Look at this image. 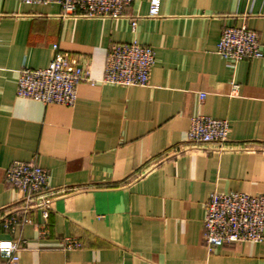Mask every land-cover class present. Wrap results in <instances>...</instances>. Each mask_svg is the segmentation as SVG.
Returning a JSON list of instances; mask_svg holds the SVG:
<instances>
[{
  "label": "crops",
  "instance_id": "0c3cea01",
  "mask_svg": "<svg viewBox=\"0 0 264 264\" xmlns=\"http://www.w3.org/2000/svg\"><path fill=\"white\" fill-rule=\"evenodd\" d=\"M149 4L89 19L0 0V241L19 245L18 264H264V241L208 252L203 239L214 191L264 195V48L235 66L216 52L242 23L264 43V0H159L157 17ZM133 40L155 53L147 87L82 83L73 107L16 96L18 72L46 68L53 45L99 80L110 47ZM196 115L229 122L224 150L186 141ZM28 162L48 174L49 217L5 231L21 199L5 171Z\"/></svg>",
  "mask_w": 264,
  "mask_h": 264
},
{
  "label": "built area",
  "instance_id": "2783aa9c",
  "mask_svg": "<svg viewBox=\"0 0 264 264\" xmlns=\"http://www.w3.org/2000/svg\"><path fill=\"white\" fill-rule=\"evenodd\" d=\"M133 0H20L24 5L55 4L61 8V17H83L89 19H119ZM159 0H150V17L158 16ZM130 17L132 32H135L137 19ZM264 43L258 34L244 23L223 29L216 44L217 54L235 66L246 59L263 57ZM52 58L46 68H22L18 72L16 96L31 99L43 105L73 107L77 101V91L82 83L113 85L121 87H147L150 73L155 64L154 50L139 44H114L110 47L104 64L103 75L99 80L91 77L88 67L78 64L68 54L52 46ZM236 85L233 88L236 89ZM200 100L205 94L199 95ZM229 137L227 120L196 115L191 117L186 141L193 145H213L216 151L225 149ZM5 182L20 195L17 208L2 218L5 231L33 225L29 215L40 210L44 221L49 217L51 194L47 192L48 174L34 162L14 164L4 175ZM40 233H45L39 228ZM203 239L208 252L225 244L251 243L264 241V195H250L242 192L214 191L205 203ZM80 245L73 239H64L62 248L71 250ZM19 245L12 241H0V259L7 264L19 263Z\"/></svg>",
  "mask_w": 264,
  "mask_h": 264
}]
</instances>
